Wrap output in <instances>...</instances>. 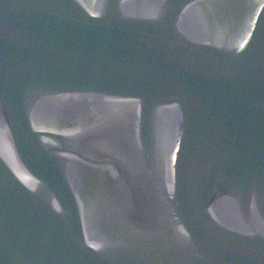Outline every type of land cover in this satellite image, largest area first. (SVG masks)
Instances as JSON below:
<instances>
[{
  "label": "water",
  "instance_id": "1",
  "mask_svg": "<svg viewBox=\"0 0 264 264\" xmlns=\"http://www.w3.org/2000/svg\"><path fill=\"white\" fill-rule=\"evenodd\" d=\"M0 264H264V0H0Z\"/></svg>",
  "mask_w": 264,
  "mask_h": 264
}]
</instances>
